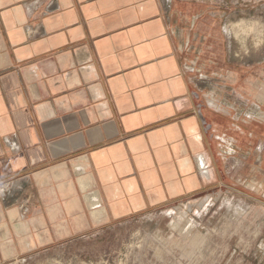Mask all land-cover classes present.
<instances>
[{
  "label": "crops",
  "instance_id": "crops-1",
  "mask_svg": "<svg viewBox=\"0 0 264 264\" xmlns=\"http://www.w3.org/2000/svg\"><path fill=\"white\" fill-rule=\"evenodd\" d=\"M196 7L0 0V264L240 182L264 113L226 106L194 79Z\"/></svg>",
  "mask_w": 264,
  "mask_h": 264
},
{
  "label": "rangeland",
  "instance_id": "rangeland-1",
  "mask_svg": "<svg viewBox=\"0 0 264 264\" xmlns=\"http://www.w3.org/2000/svg\"><path fill=\"white\" fill-rule=\"evenodd\" d=\"M192 1L203 13L190 42L194 79L226 106L263 116L264 0ZM242 158L238 184L227 178L1 264H264L263 139Z\"/></svg>",
  "mask_w": 264,
  "mask_h": 264
}]
</instances>
